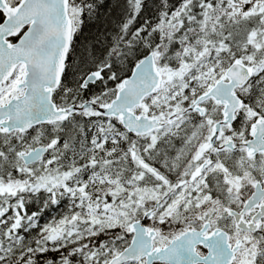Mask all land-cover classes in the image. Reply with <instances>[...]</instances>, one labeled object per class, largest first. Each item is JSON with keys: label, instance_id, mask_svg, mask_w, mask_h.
Masks as SVG:
<instances>
[{"label": "snow or ice", "instance_id": "obj_1", "mask_svg": "<svg viewBox=\"0 0 264 264\" xmlns=\"http://www.w3.org/2000/svg\"><path fill=\"white\" fill-rule=\"evenodd\" d=\"M0 264H264V0H0Z\"/></svg>", "mask_w": 264, "mask_h": 264}, {"label": "trees", "instance_id": "obj_2", "mask_svg": "<svg viewBox=\"0 0 264 264\" xmlns=\"http://www.w3.org/2000/svg\"><path fill=\"white\" fill-rule=\"evenodd\" d=\"M55 214H56L55 212L51 213V215H55Z\"/></svg>", "mask_w": 264, "mask_h": 264}]
</instances>
